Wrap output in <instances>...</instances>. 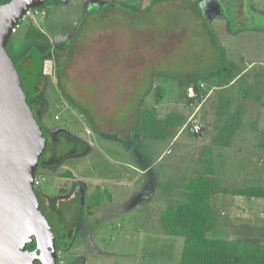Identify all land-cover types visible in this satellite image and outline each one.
<instances>
[{"label": "rangeland", "instance_id": "1", "mask_svg": "<svg viewBox=\"0 0 264 264\" xmlns=\"http://www.w3.org/2000/svg\"><path fill=\"white\" fill-rule=\"evenodd\" d=\"M150 1L61 0L25 18L48 33L40 51L53 48L31 104L50 142L34 188L69 239L59 264H179L184 238L164 221L198 181L217 189L207 238L264 245V197L234 195L264 192V0H171L144 11ZM195 1L209 27L221 26L225 62L192 90L169 77L217 67ZM62 45L70 51L55 56ZM140 97L145 115L134 127Z\"/></svg>", "mask_w": 264, "mask_h": 264}, {"label": "water", "instance_id": "2", "mask_svg": "<svg viewBox=\"0 0 264 264\" xmlns=\"http://www.w3.org/2000/svg\"><path fill=\"white\" fill-rule=\"evenodd\" d=\"M50 0L0 5V264H56L55 238L34 194V172L46 149L6 46L25 12ZM30 243L33 251L25 250Z\"/></svg>", "mask_w": 264, "mask_h": 264}, {"label": "trees", "instance_id": "3", "mask_svg": "<svg viewBox=\"0 0 264 264\" xmlns=\"http://www.w3.org/2000/svg\"><path fill=\"white\" fill-rule=\"evenodd\" d=\"M6 0L5 2H8ZM171 0H151L150 4L144 8V11L150 12L151 8L155 4H160L164 2H169ZM4 2V3H5ZM61 0H50L41 8L52 4H59ZM197 1H195L192 5V12L199 18L200 21L204 24L205 35L207 37V43L209 48L214 54V59H216V68H211L208 71H203L202 73L194 75H189L185 77L181 75L180 77L174 78L169 77L171 80L177 81L183 87L195 88L196 82L199 80H205L213 76H217L222 73L224 70V62H225V53L223 47L219 44L217 38L213 34L212 30H210L209 25L207 24L205 18L203 17L202 11L199 10L197 6ZM107 10V9H106ZM134 10V9H132ZM135 11V10H134ZM106 13L105 11H103ZM101 14V13H100ZM89 16L85 14L82 18V22L86 21V17ZM21 21L19 22V24ZM18 24V25H19ZM80 32L74 34V38L78 37ZM203 37V36H202ZM9 42V41H8ZM8 45V44H7ZM68 46V44H66ZM71 45H69L70 47ZM7 47V46H6ZM69 47H64L62 45L60 48H57L55 51V56L62 54L64 49H69ZM50 53V48L45 49L44 51H40L37 48H32L26 54L24 61L20 63H15L11 58L14 67L17 70V74L19 75L20 82L25 91L26 97L28 99V104L33 112L34 108L32 106V101L36 100V97L39 93L40 86L42 84V62L44 57ZM58 57V56H57ZM71 57V56H70ZM141 74V73H140ZM142 79L139 78V81L134 83V87H132V92L135 91L136 86L141 83ZM69 83V81L64 78V83ZM96 85L92 84L91 86ZM100 86V85H99ZM61 90L63 96L67 100V103L73 109H76L81 115L86 117V120L89 122L92 128V132L98 133L99 131L94 127L92 119L89 117L88 112L83 107L78 106V104L74 103L73 99L70 95L65 92V88L58 85ZM151 88V87H150ZM103 89V87H102ZM97 90V88H96ZM29 91L30 93H28ZM117 93V91H116ZM29 94V95H28ZM147 93H143L141 96H145ZM159 96L162 95V92L159 91ZM155 97L156 102L160 100L161 97ZM143 97L138 99V104L135 110V114L132 115L135 117V126H139L142 123V118L139 117L144 114V111L141 109ZM146 97V96H145ZM34 114V113H33ZM145 115V114H144ZM37 122L41 125L39 118L35 115ZM42 126V125H41ZM142 129V128H141ZM141 129H137L133 132V136H137V133H140ZM43 134L46 138V149L43 155L41 156L38 166L44 162L45 156L47 154V149L49 148L50 142L47 133L42 127ZM99 135V134H98ZM56 164L54 163L53 166ZM37 166V167H38ZM37 169V168H36ZM37 170L34 172V178L36 176ZM217 190V189H216ZM215 188L208 186L206 182L198 181L196 186L192 187L191 192L187 196V201L185 204L180 205L177 209L168 216V218L164 221L165 228L168 233H172L174 235H178L184 238L183 248L180 255L179 264H264V245L259 244H249L244 242H232V241H224V240H213L206 237V233L210 231L211 228L214 227L213 219L210 217L209 212L211 211L209 207V197L216 191ZM34 194L36 195L38 204L40 206L41 212L43 216L48 221V224L51 227L52 233L55 238V254L58 252L59 248H63L69 242L67 234L61 235V230L64 228V219L59 215H55L54 211L46 207L44 205L45 199L41 194L34 188ZM234 195L245 196V197H264V192L260 188H250L246 190H241L234 192ZM66 230V229H65ZM29 248H31L30 244H27ZM57 255V254H56ZM56 264L58 263L56 256ZM76 264H79L76 262Z\"/></svg>", "mask_w": 264, "mask_h": 264}, {"label": "crops", "instance_id": "4", "mask_svg": "<svg viewBox=\"0 0 264 264\" xmlns=\"http://www.w3.org/2000/svg\"><path fill=\"white\" fill-rule=\"evenodd\" d=\"M46 7H44V8H46ZM31 19H33L32 23H29L28 21H26V19L22 20L21 23L16 27L15 32L11 34L13 36V37L11 36L12 39L10 38L11 40H9V42L7 43L8 45L6 47V51H7L8 55L13 60H17V63H19V64L24 61V58H25L26 54L28 53V51L30 49L37 48L38 50H40L39 47H37V45H35V43L39 42L41 39L49 40L48 33L45 32V30H43L40 26H38V22H37L38 20L35 17H33ZM34 22L37 24L36 26H35ZM26 23H28V24H26ZM215 24L219 25L217 22L215 23V21H213L210 24V27H211V30H212L213 34L218 39L217 34H216V31L214 30V27H213ZM208 25H209V23H208ZM21 27H23L24 31H23V33H22V35L20 37H16L17 32H18V29H20ZM218 27L221 28L220 25ZM27 43H29L28 50L25 51V52H23V53H21L20 51H21L22 47H25L26 45H28ZM30 44H33L34 46H30ZM62 44H63V42H62ZM219 44H220V42H219ZM48 48H50V47H47L46 49H48ZM52 49L50 48V51H52ZM44 50H42V51H44ZM47 55H49V53ZM46 62H47V60L44 61V59H43V62H42V70L44 69V67H46V64H45ZM61 144H64V142L62 141ZM72 159H76V158L73 157V158H70L69 160H72ZM47 165L49 166V164H47ZM127 165H130V164H127ZM35 179H37L39 181L37 175L35 176ZM77 182L80 183V184L83 183V182H80L79 180H77ZM39 184H40V182H39ZM80 184H74V187L75 188L77 187L76 188L77 189L76 191L83 192V190H84L83 188L84 187L82 186V184L80 186ZM50 209H51V211H55V209L53 207H50Z\"/></svg>", "mask_w": 264, "mask_h": 264}, {"label": "built area", "instance_id": "5", "mask_svg": "<svg viewBox=\"0 0 264 264\" xmlns=\"http://www.w3.org/2000/svg\"><path fill=\"white\" fill-rule=\"evenodd\" d=\"M32 11V9L31 10H29V11H27V12H25L26 14L23 16V18H22V20H24L27 16H31L32 14L30 13ZM34 12V14H38L37 13V9H35V10H33ZM21 20V21H22ZM17 27V26H16ZM16 27L12 30V33H14L15 32V29H16ZM51 68H48V67H44V69H43V73H44V75H51ZM39 185V181L37 180V179H35L34 178V183H33V186L34 187H37Z\"/></svg>", "mask_w": 264, "mask_h": 264}, {"label": "flooded vegetation", "instance_id": "6", "mask_svg": "<svg viewBox=\"0 0 264 264\" xmlns=\"http://www.w3.org/2000/svg\"><path fill=\"white\" fill-rule=\"evenodd\" d=\"M39 167V166H38ZM37 167V168H38ZM37 170V169H36ZM44 205H46V207H47V204H46V200H45V203H44ZM50 226V225H49ZM28 244H30V243H28ZM30 246H31V248H29L28 246H27V244H26V246H25V250L26 251H28V253H30V252H32L33 251V247H32V245L30 244ZM32 264H40L38 261H34Z\"/></svg>", "mask_w": 264, "mask_h": 264}]
</instances>
